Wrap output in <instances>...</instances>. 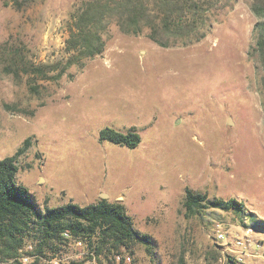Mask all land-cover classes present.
I'll list each match as a JSON object with an SVG mask.
<instances>
[{"label":"rangeland","instance_id":"1","mask_svg":"<svg viewBox=\"0 0 264 264\" xmlns=\"http://www.w3.org/2000/svg\"><path fill=\"white\" fill-rule=\"evenodd\" d=\"M7 1L0 0V160L30 138L17 181L41 209L87 206L107 194L155 242L154 255L142 244L134 255L106 247L93 261L85 240L45 258L27 254L36 245L29 241L20 261L126 264L115 260L122 253L131 264H264V86L249 54L259 21L253 0H210L211 30L187 47L161 48L112 26L105 52L58 82L28 75L23 65H65L80 0H23L21 10ZM106 127L134 128L142 142L134 149L101 142ZM186 188L235 198L245 210L187 217ZM219 227L227 235L221 242ZM240 239L248 241L245 254L235 247Z\"/></svg>","mask_w":264,"mask_h":264},{"label":"trees","instance_id":"2","mask_svg":"<svg viewBox=\"0 0 264 264\" xmlns=\"http://www.w3.org/2000/svg\"><path fill=\"white\" fill-rule=\"evenodd\" d=\"M9 4L21 10L24 1L9 0L6 5ZM212 8L210 0H80L68 22L66 52L69 58L65 65L59 70L58 65L36 66L28 62L23 65L24 72L58 82L72 66L83 65L86 60L105 52V37L112 26L126 35H144L161 48L199 43L211 30ZM252 11L259 21L254 27L256 41L249 54L257 63L264 86V0H253ZM53 72L55 74L51 75ZM31 89L36 90L33 86ZM99 140L131 149L142 142L134 128L124 133L106 127L100 131ZM30 147L29 138L15 155L0 160V264H23L20 260L29 241L36 245L34 253L27 254L45 258L47 250L56 252L60 245L68 242L65 233L73 239L88 241L98 255L106 247L109 251L126 249L134 255L137 244L145 245L153 254L154 240L135 228L120 202L101 199L87 206L69 202L41 209L28 188L17 181L19 158ZM183 206L187 217L209 209L240 214L245 210V204L235 198H210L190 188L185 190Z\"/></svg>","mask_w":264,"mask_h":264},{"label":"built area","instance_id":"3","mask_svg":"<svg viewBox=\"0 0 264 264\" xmlns=\"http://www.w3.org/2000/svg\"><path fill=\"white\" fill-rule=\"evenodd\" d=\"M65 238L69 241H72V237L70 236V234L69 233H65ZM215 238H216V240L217 241H224V240H226V238H227V235H226V233H225V231H223L222 229H221V227H219L218 229H216L215 230ZM76 244L78 245V246H81L82 245V242L81 241H78V242H76ZM235 247L239 250H241L242 252H243V254H245V251L246 250H248V241L247 240H236L235 241ZM234 252H236V253H238V251H234ZM92 256H93V261H95V259H96V256H95V251L93 250V251H91V253H90ZM115 260H116V262H118V263H121V262H123V263H126V264H131V262H132V258H131V256L130 255H123L122 253H117L116 255H115ZM238 260L239 261H242V258L241 257H239L238 258ZM53 262L54 263H59V261L57 260V259H54L53 260ZM94 263V262H93Z\"/></svg>","mask_w":264,"mask_h":264},{"label":"water","instance_id":"4","mask_svg":"<svg viewBox=\"0 0 264 264\" xmlns=\"http://www.w3.org/2000/svg\"><path fill=\"white\" fill-rule=\"evenodd\" d=\"M230 122H232V121H230ZM101 197H102L103 199H106V197H108V195H107V194H101Z\"/></svg>","mask_w":264,"mask_h":264}]
</instances>
